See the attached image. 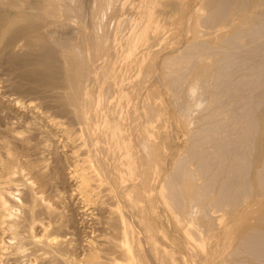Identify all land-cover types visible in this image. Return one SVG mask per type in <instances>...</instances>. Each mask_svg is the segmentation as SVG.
Masks as SVG:
<instances>
[{"label": "bare ground", "instance_id": "obj_1", "mask_svg": "<svg viewBox=\"0 0 264 264\" xmlns=\"http://www.w3.org/2000/svg\"><path fill=\"white\" fill-rule=\"evenodd\" d=\"M158 2L159 0H36L32 7L35 11H29L31 15L28 18H24V12H18L21 20L15 23L10 21L12 24L4 21V23L0 22V60L7 57V60L12 58L17 63H23V67H27L24 65L27 64L28 69L25 72L23 70L25 74L23 72L22 74L28 76L27 78L34 81L35 85L41 87V89L38 88L40 93L38 94L43 100L47 98L50 109L56 108L55 111H52L54 113H45L42 112L43 109L39 111L42 105L37 110L36 106L27 103L22 105L24 107L20 110L31 111L34 114L32 117L38 118V121L33 118L35 121L31 122V116L29 117L31 118L30 121L25 117L24 120L22 117L24 114L19 110L16 113L20 116H15V114L9 118L10 120L8 117L4 120L0 118V264H23L24 261H29L31 264H79L78 259L75 257V252L78 249L77 242H74L75 239L70 237L71 232L69 233L66 230V227L70 224H67L66 215L64 214V208L66 207H64V203L66 202L62 200V193H56L59 189L53 188L57 191H54L51 197L48 193L49 190H52L50 186L55 187L57 184L52 186L54 173L52 177L50 174L54 168L49 167L51 163L47 161L48 156L46 155H52L58 153V151L62 157L57 159H60V163H62L58 167L66 166V176L72 185L71 191L73 192L71 194L77 196L83 209L98 208L106 213H102L108 217V220H104V223L110 222L118 230V233H115L117 231L113 233L116 237L110 232L108 233L107 230L105 233L99 234L100 229H97L99 232L95 229L98 235H102L96 237V242L90 239H87V243L85 242L88 250L93 252V254L89 253L90 256L84 259L85 264H139L136 256L139 254L138 247L140 244L139 238L135 237L134 230L140 229L141 224H137L139 227L136 226V229H134L135 226L133 225L135 224L132 225L130 216L127 215L130 218L127 221L123 215L126 213L125 210L124 213L121 212L120 206L114 207V204L111 203V205L108 200L115 197L116 200L121 199L122 202L124 201L123 203L133 202V194L138 190L136 184L138 182L135 183L134 179H139L140 175H142L144 184H146L147 179V184L152 183H149L150 178L148 176L145 181L143 170H139L138 159L140 157L139 154H135L134 149L136 148L132 144V134L135 131L131 129L133 124L130 126V121H135L136 124L138 119L143 117V121L140 122L139 120L138 122V126L140 125L141 128V130L139 128L140 134L143 136L140 135L139 140L142 141L143 146L139 145V141L138 145L140 148L144 147L143 151L147 149L146 154L149 155H146L147 158L152 153L153 159L147 160L150 161V169L153 168L151 172H157L158 165L155 160L157 151V143L155 142L157 140L153 141V133L156 130L153 128L154 131L152 132L149 125L159 114L154 111L152 105L144 106L142 103L145 102H140L143 106L131 104V102H138L134 100V96L136 95L135 99H137L139 88L138 86V89L133 87L135 92L132 87L130 89L132 91L128 89L130 88L128 86L130 80H126L129 76H126L123 70L125 69V62L133 55L136 48L135 43L143 38V32L150 22V17L154 11L151 14L149 10ZM251 2L261 4L264 7V0H200L201 9L205 10L202 15L201 11L197 13V15H201L197 16L201 23L198 28L200 29L205 25L201 34L202 32L206 34L203 29L208 33L209 29L206 30V27L213 29L218 23H220L218 24L220 27L222 22L225 26L224 21L229 17L231 9L235 8L237 14L243 10L245 13V7L250 8ZM252 3L251 5L254 6ZM128 5H131V8L133 7L136 11L129 16L130 18L128 17L129 19L127 18L128 22L125 20L127 22L125 25L123 23L124 19L118 16L125 11ZM262 6L256 7L260 8ZM234 18L232 17V19ZM112 19L115 21H111ZM189 19L191 20V18ZM190 20L188 21L190 22ZM230 20L231 18H229L227 26L234 24ZM239 21L240 19L237 22L235 20L234 26H230L232 28L229 27L228 30L224 27H220L221 30L219 27L218 30L216 28V32L222 31V28L223 31L226 30L224 33L222 32L221 38H219L221 32L217 33L218 36L216 37L219 38L217 44H215L216 37H213L214 43H212L211 38L206 37L210 33L205 35L206 38H204V35L198 32L196 26L198 30L196 32L198 33L197 37L199 38L201 35L202 38L188 42L181 52L178 51V53L171 55L169 61H167L168 64L165 65L167 66V70L164 68L167 72L165 79L167 82L164 84H169L170 86L166 85V87H170L169 89L176 94L184 91V95L181 96L182 105H180V108L184 114L191 111L195 126L191 130L189 129L190 141L186 147V154L181 159H177V163L173 165L171 171L164 174V178L160 176L164 182H161L162 178H158L160 180L158 181L163 185L160 184V189L157 192L160 196L157 197L160 199L156 196L155 198L163 200L168 211L176 214V217L173 215L175 221L180 219V215L186 216L188 205L195 203L202 217L197 220L196 215H190L191 217L188 219L190 225H188V231H186L195 236L196 234L200 235L201 232L198 226L207 227L209 231V226L212 225L210 221L212 220L209 219L210 221L205 222L207 223L205 224L201 219L206 216L210 217V213L213 214L216 210L218 212L219 210H225L224 212L227 213L232 212L233 215L241 213L240 216L238 214V223L235 222L232 225V227L236 225L233 230L230 227L231 225L228 228L225 227L229 232H233L231 236L232 234L236 235L239 230L237 234L240 237L234 242L236 244L229 251L230 253L227 252L229 253L228 257L232 256V259L223 264H264V202L262 201L264 196V9ZM110 22L115 23L113 27ZM109 23L111 24L110 27ZM187 25L189 26L188 22ZM123 27L126 29L125 31H123ZM68 28L75 29V34L68 31L72 33L69 38L67 37L68 39L66 38L68 42L66 44L64 42V48L56 47L55 44L60 46L62 40L59 41L61 36L59 35L60 37L56 38L55 34L62 32L66 34L67 32L63 30H69ZM192 28L194 29V26ZM127 29L129 32H127ZM17 49H24L29 57L25 55H23L24 58L21 57L23 52L21 53ZM16 50L21 53L20 58ZM58 54L59 56L65 55L66 61L76 66L75 70L71 71L72 73L65 66L66 70L69 69V71L66 72L65 68L62 69L64 71L63 77H65L64 84L54 85L47 79V76L45 77L46 65H43V61L56 57ZM209 55L210 57L213 56V59L209 60L208 58L209 61L205 64L203 60ZM166 59L168 60V58ZM66 61H63V64H69ZM59 63V65H62L61 62ZM190 74L193 76V81L187 80ZM163 75H166L165 71ZM164 78L160 80L162 81ZM165 80L163 81L165 82ZM186 81L187 85L190 83L188 87L185 85ZM127 83L128 87L126 86ZM134 86L136 85L134 84ZM1 87L0 89H2ZM185 87L187 90H183ZM32 88L34 89V86ZM196 90H200L198 92L201 93L197 102L200 105L204 104L201 111L194 110L189 103V100L194 97L192 95L196 94ZM185 91L187 92L185 93ZM139 98L141 100V97ZM32 103H35V101H32ZM17 104L19 103L17 102ZM17 104L15 105L16 108ZM48 105L46 108H48ZM59 117L75 120L76 123L74 124H77V127L73 123L71 127L68 125L67 122L70 119L66 124V120H61ZM28 125L31 127H28ZM21 126L28 127L27 132L25 131L26 134L23 133V130H19L18 127ZM32 127L39 134L44 132L45 127L48 128V130L45 129L47 133L44 132L46 135L43 133L42 140L39 142L33 141L37 137H32L34 132L31 135L32 132L29 130L31 128L34 131ZM52 133L59 137L62 144L59 145L58 139H48ZM157 134H155V137ZM48 135L50 136L47 137ZM150 135L153 136H151L152 139ZM43 136H46L45 139ZM138 150H140L138 153L142 152L139 147ZM144 153L140 155H145ZM53 157L51 156L52 159ZM141 162L140 166H142ZM56 163L53 166L58 165ZM49 168H51V173L48 172ZM57 171L54 170L55 173ZM62 173L64 172L62 171ZM61 178L65 179V176ZM155 183L156 181H154ZM61 186L64 185L61 184ZM158 187L154 189L156 190ZM68 194L67 196H70ZM244 202H252L255 206L251 204L252 206L243 209L250 204L242 206ZM79 203L77 202V204ZM190 207L191 210H195L192 209V205ZM196 211L198 210L196 209ZM189 212L188 214H190ZM68 213L72 216L69 211ZM140 214H142V210ZM94 215L97 216V213ZM213 215L215 216V213ZM213 215H211V219L214 218ZM79 216L81 215L79 214ZM182 216L181 218H183ZM142 217V215L138 217L140 218L139 223L144 222ZM249 217L254 218L257 223L250 224L248 222L244 224L246 222L244 219ZM186 218H183L182 221H186ZM225 219L227 220V218ZM241 220L243 221L240 222ZM75 221H78V219L73 222ZM100 221L103 223L102 217ZM80 222L79 224H82ZM72 224L74 223H71V226H73ZM97 224L99 223L97 222ZM214 226L216 227L215 224L212 227ZM88 230L90 229H87L88 235H91L92 233L90 234ZM201 230L204 231V229ZM93 232L95 235V231ZM68 233L70 235H67ZM143 235L142 237L145 236ZM89 237L92 238V236ZM197 238L199 239V236ZM230 239L228 241L225 239L227 242L225 246L230 244ZM154 242L156 243V241ZM208 242L203 236L201 242L197 243L196 246H203L202 249H204ZM83 243L82 245H84ZM155 243L153 248L156 249L158 245L156 246ZM104 246L109 251L108 255H96L97 252L95 253V251L104 250ZM173 254L171 253V255ZM215 261L217 260L215 259ZM140 264L142 263L140 262Z\"/></svg>", "mask_w": 264, "mask_h": 264}, {"label": "rangeland", "instance_id": "obj_2", "mask_svg": "<svg viewBox=\"0 0 264 264\" xmlns=\"http://www.w3.org/2000/svg\"><path fill=\"white\" fill-rule=\"evenodd\" d=\"M35 1L36 0H30V3H29V0L27 1V0H0V17H3V18H1L0 20V22H2V23H4V22H7L8 24L9 23H11V22H17V21H19V20H21V18L19 17V14H18V12H24L25 13V16H24V18L26 19V17L28 18V16H30L31 15V13L29 12V11H35V9L34 8H32L34 5H33V3H35ZM137 1V0H136ZM163 3H162V2ZM159 0V2L156 4V5H154V6H152V8H151V10H149V12L152 14V12H153V14H152V16L150 17V22L147 24V26H146V28H145V30H144V32H143V35H142V37L143 38H141L137 43H135V46H136V48L134 49V52H133V55H131V57H129V59L125 62L126 64H125V69L123 70V72H124V74H126V76H129L128 77V79L126 80V81H129L130 80V82H131V84H133V85H131L130 84V82H128L129 83V85H128V83L126 84V86L128 85V86H130V88H128L129 90L131 89V87L133 88V87H135V88H137V86H138V93H139V95H138V97H137V99H135V94H134V92H135V88H133L132 90L134 91L133 92V94L135 95H133L134 96V100L137 102V103H132L131 102V104H133L134 106H135V104H138V105H141L140 104V102H145V103H142L144 106L145 105H152V108L154 109V111H156L159 115L157 116V117H159V118H157V117H155L156 119H154L153 120V124L151 123L149 126H150V128H152V132L154 131V129L153 128H155V130L157 131V133H156V131H154V137L152 136V135H150V138H151V136L153 137V141L154 140H157L155 143H157V151H156V156H155V160H156V163H157V168H156V170H157V172L155 173V172H151V171H153L152 169L153 168H151L150 169V159L152 158L153 159V157H152V153L150 154L151 156L150 157H148L147 158V156H149V155H147L146 154V152H148V151H146L147 149H144V151L142 150L143 148H140V146H143L142 145V141L141 140H139V138H140V135L142 136V134H140V130H141V128H140V125L138 126V122H139V120H140V122L141 121H143V117H141L140 119H138V122H136V124H135V121H130L129 122V124H130V126L133 124V127H131V129L132 130H134L135 132H134V134H132V144H133V147L134 148H136V149H134L135 151V154H139L138 156L140 157V158H142V159H140L139 157V159H138V161H139V163H138V166H139V170H143V176L145 177V181H146V179H147V176H148V178H150V182L149 183H153V185H152V183L151 184H147L148 183V179H147V182H146V184H144V181H142V175H140L141 177L139 178L138 176V178L139 179H141V180H139V179H134V182L136 183V182H138V183H136L137 184V187H138V192L136 191V193H138V194H136V193H134L133 194V202H128V203H123L122 201H121V199H118V200H116L117 198H115V197H113V199H110V200H108L109 202H110V204L112 203V204H114L113 206L114 207H118V206H120V211L121 212H123L124 213V210H125V212L126 213H124L123 215H124V217H125V219L127 220H130V218H131V221H132V225L133 224H135V225H133V226H135V228L134 229H136V226H137V224H141V226H140V229L138 228V230H141V231H138L137 229L136 230H134L135 231V237L136 238H139V244H140V246L138 247L139 248V254H137V256H136V260H137V262L140 264V262L142 263V264H223L224 262L225 263H227V261H229V260H231L232 258V256L231 257H228L229 256V251L233 248V246H235V244L236 243H234V242H236V240L240 237V235L238 236V234H237V232H239V230L236 232V235L235 234H232V236H231V233H233V232H229V230L227 229L226 230V228H228L230 225V227L232 228V230H233V227H235V226H233L232 227V225H234L235 224V222H237L238 223V220H239V217H238V214H232V212L230 213V212H224L225 210H223V211H221V210H219V212L217 211H215L214 213H215V216L213 215V214H211V215H213L214 216V218L213 219H211V215L209 214V216L210 217H208V216H206L207 217V219H206V217H203L202 219H201V221L203 222L204 221V223L205 222H209L210 220H212V221H210L211 223H212V225H210L209 227V231H210V229H211V231L209 232L208 231V228L207 227H201V226H198V227H200L199 228V231H201L199 234L200 235H198V234H196V236L195 235H193V234H191V233H187L186 231H188L187 229H188V225H190V221H188V219H190V217L191 216H195L196 215V219L198 220L200 217H202L201 215L202 214H200L199 212V208L197 207V205L195 204V203H190V205H188V208H187V213H186V216L184 215V216H182V215H180V219L178 220H176L175 221V217H176V214L175 213H171L170 211H168V208H166L167 206H166V204H164L165 202H163V200H159L160 198V196L157 194V192H158V190L160 189V184H162L163 185V183H161V182H164L163 181V178H164V174H166L167 172H169V171H171L172 170V167H173V165H175V163H177V159L178 158H182L183 157V155H185L186 153V147L189 145V141H190V139H189V129L191 130L194 126H195V123H194V119H193V117H192V114H191V111L190 112H186L185 114H184V112L181 110V108H180V105H182V102H181V96L182 95H184V91L183 90H187V88L185 87L182 91V93H180L179 92V94H178V96H177V94L176 93H174V92H172V90H170L169 88H168V86L166 87V85H169V84H164V83H166L167 81L165 80L166 79V77H167V72H166V70H167V66H165V65H167L168 63H167V61H169V59H170V56L171 55H174V54H176V52L178 53V51L179 52H181V50H182V48H184V45H186L188 42H190V41H193V40H197V39H200V37H201V35L203 34V32H202V34H201V31H202V28H204L205 27V25H204V27H202V28H198V27H200V25H201V23L199 22V20H198V18H197V16H201L202 14H203V12L205 11V10H203V9H201V5H200V0ZM178 3H177V2ZM175 3H177L176 5H175ZM252 3V2H251ZM251 3H250V8H248V6L247 7H245V13L243 14L242 12H238V14L236 13V9L234 10V9H231V13H229V17L224 21L226 24H225V26H223V22H222V26L220 25V27H224L225 29H227L228 30V28L230 27V26H234V24L240 19V21L241 20H243L244 19V17H247V16H249V15H254V14H256L257 12H260V11H263V9H264V7L261 5V4H255V3H252V4H254V6L253 5H251ZM22 4V5H21ZM160 4V5H159ZM162 4V5H161ZM19 5V6H18ZM262 6V7H256V6ZM255 7L256 9L254 10V8L253 7ZM5 7V8H4ZM129 7V8H128ZM128 10H127V8L125 9V11L124 12H122V14L121 15H119L118 17H120V18H123L124 19V21H123V23L126 25V23L128 22V19L130 18L129 16H131L135 11H136V9H134L133 7V9L131 8V5L129 6L128 5ZM157 7V8H156ZM2 8V9H1ZM17 8V9H16ZM154 8H156V9H154ZM248 8V9H247ZM253 8V9H252ZM258 8V9H257ZM132 9V10H131ZM247 9V10H246ZM262 9V10H261ZM4 10V11H3ZM10 10V11H9ZM24 10V11H23ZM26 10V11H25ZM160 10V11H159ZM8 12V13H6V12ZM131 11H133V12H131ZM162 11V12H161ZM202 12L201 13V15H197V13H199V12ZM234 11H235V13H234ZM252 11H257L256 13L255 12H253L252 13ZM10 12H13V13H15V14H13V13H10ZM130 12V13H129ZM232 13H234V14H232ZM129 14V15H128ZM235 14H237V15H235ZM239 14H243V15H239ZM247 16H246V15ZM17 17H16V16ZM234 18V16H235V18L234 19H232V17ZM240 17H239V16ZM245 15V16H244ZM6 16V17H5ZM14 16V17H13ZM124 16H126V18H124ZM191 16V17H190ZM238 16V17H237ZM243 18H242V17ZM129 17V18H128ZM128 18V19H127ZM189 18H191V20L189 19ZM229 18H231V20L230 21H232L233 23H231V24H233V25H228L227 26V24H229ZM236 18H239L238 20L236 19ZM186 19V20H185ZM127 22H126V21ZM188 20H190V22L188 21ZM236 20V22H234V21ZM4 21V22H3ZM11 21V22H10ZM111 21H115V20H111ZM186 21V22H185ZM197 21V22H196ZM228 21V22H227ZM239 21V22H240ZM112 22V23H113ZM187 22H188V24H189V26L187 25ZM111 23V22H110ZM109 23V27L111 26V24ZM200 23V24H199ZM12 24V23H11ZM115 24V23H114ZM114 24H112V27L114 26ZM123 24V25H124ZM218 24H220V23H218ZM218 24H216V26H214L215 28H209V27H206L205 29L206 30H208V33H210V35L207 33V31H205L204 29H203V31H204V33L206 32V34H203L204 36V38H206V37H208V38H211V41H212V43H214L213 41H214V38L213 37H216V36H218V34L217 33H220L219 35V38H221V34H222V32L224 33L225 31H223V28H222V31H220L221 30V28L219 27V25ZM125 25H124V27H125ZM203 25V24H202ZM121 26H122V23H121ZM194 26V29L192 28ZM196 26H197V28H198V30H197V28H196ZM123 27V28H124ZM220 28V32L218 31V32H216L219 28ZM216 28H217V30H216ZM230 28H232V27H230ZM229 28V29H230ZM69 29V28H68ZM110 29H112V28H110ZM211 29H212V31H211ZM123 29L121 28V31H122ZM126 29L124 28V30L123 31H125ZM63 31H66L67 33L65 34L64 32H62V33H57V34H55L56 36V38H59L60 36L63 38H59V41H61V45L60 46H58L57 44H55L56 45V47H63L65 44H66V42H68V38H69V36L71 35V33L73 32L74 34H75V29H72V28H70L69 30H67V29H64ZM68 31H72V32H68ZM200 32V37L198 38L197 37V34L198 33H196V32ZM210 31V32H209ZM127 32H129V30L127 29ZM212 32V33H211ZM217 34H215V33ZM70 33V34H69ZM122 33V32H121ZM195 33V34H194ZM214 33V34H213ZM153 34V35H152ZM209 36H208V35ZM212 34V35H211ZM60 35V36H59ZM155 35V36H154ZM205 35H207L206 37H205ZM213 35H215V36H213ZM59 36V37H58ZM199 36V35H198ZM68 37V38H67ZM183 37H184V39H183ZM196 37V38H195ZM67 38V39H66ZM202 38V37H201ZM213 38V39H212ZM219 38L218 37H216L215 39H216V43L215 44H217V42H219ZM218 39V40H217ZM65 40V41H64ZM182 40V41H181ZM64 42H65V44H64ZM183 43V44H182ZM60 44V43H59ZM64 48V47H63ZM62 48V49H63ZM20 51L21 53L23 52V54H21L20 52H18V51ZM16 50V52H17V55L19 56V58H20V54H21V57L23 56V55H25V56H28L26 53H25V50L24 49H22V50H20V49H17ZM61 50V49H60ZM29 55H31V54H29ZM17 56V57H18ZM25 56H23V58L25 57ZM61 56V55H60ZM59 56V54L56 56V57H53V58H50V59H48L47 61H43V65H46V70H45V77L47 76V79L49 80V81H51L54 85L55 84H58V85H61V84H64L63 83V81L65 80V77H63V73H64V71L62 70V69H64L65 68V66L67 67V68H69L70 69V72L73 70H75V66L76 65H71L72 63H70V62H68V61H66V57H64L65 55H63V56H61L60 57ZM29 57V56H28ZM59 57H60V59H59ZM64 57V58H63ZM213 56H211L210 57V55H209V57H207L206 59L204 58V63L206 64L207 63V61H209V60H212L213 58H212ZM165 60H164V59ZM166 58H168V60L166 59ZM208 58H209V60H208ZM211 58V59H210ZM10 59H12V58H10ZM9 58H8V60H7V57H3L1 60H3V61H1L0 60V86H2L1 88L2 89H0V118L2 119V120H4V119H7V117H8V119L10 118V117H13L15 114V116H20V115H17V113H16V111H20L21 113H23L24 114V116H22L23 117V119H24V117H25V119H27V120H29L30 121V119H31V122H33V121H38V118H36V117H32V116H34V114L33 113H31V111H26L25 112V110H20V108H23L24 106H22V105H24V104H27V103H30L31 105L33 104L34 106H36L37 107V110H38V108H39V106L40 105H42V106H40V108H39V111H41L42 109V112H49V113H54V112H52V111H55L56 110V108H51L50 109V106L48 105V103H47V98H46V100H43V98L41 99V97H40V93L38 92V88L39 89H41V87H39V86H37V85H35L34 84V81H31V79L30 78H27L28 76H24L23 74H25L24 72H25V70H27L28 69V65L27 64H24V65H26L27 67H23L22 65H23V63H20V62H15L13 59L12 60H10ZM58 59V60H57ZM62 59H64V60H62ZM60 60H62V61H60ZM14 61V62H13ZM63 61L65 62H67V63H69V64H63ZM165 61V62H164ZM206 61V62H205ZM13 62V63H12ZM59 62H61V64L62 65H59L60 63ZM11 63V64H10ZM53 63V64H52ZM55 63V64H54ZM6 64V65H5ZM10 64V65H9ZM15 64V65H14ZM17 64H19V65H17ZM73 64H75V63H73ZM209 64V63H208ZM3 65V66H2ZM40 65V64H39ZM69 67H68V66ZM164 65V66H163ZM2 66V67H1ZM4 66H5V68H4ZM7 66V67H6ZM10 66V67H9ZM21 66V67H20ZM64 66V67H63ZM72 66V67H71ZM15 67V68H14ZM58 67V68H57ZM74 67V68H73ZM10 68V69H9ZM59 68H61V69H59ZM166 70H165V69ZM12 69V70H11ZM69 69L68 70H66V68L64 69V70H66V72L67 71H69ZM165 71V73H166V75H163V73H164V71ZM14 70V71H13ZM23 70H24V72H23ZM161 70H162V72H161ZM13 71V72H12ZM9 72V73H8ZM22 72H23V74H22ZM157 72H160V73H157ZM6 73V74H5ZM72 73V72H71ZM23 75V76H22ZM137 75H139V76H137ZM141 75V76H140ZM143 75V76H142ZM159 75H160V77H159ZM191 75V74H190ZM190 75L187 77L188 79L187 80H191V81H193V76L191 75V77H190ZM238 75V74H237ZM6 77V78H5ZM165 77V78H164ZM161 78H164V79H162V81L160 80ZM138 79V80H137ZM142 79V80H141ZM158 79H159V81H158ZM163 80H165V82L163 81ZM167 80H168V78H167ZM3 81V82H2ZM138 81V82H137ZM5 82H6V84H5ZM8 82V83H7ZM33 82V83H32ZM137 82V83H136ZM140 82V83H139ZM13 83V84H12ZM134 84L136 85V86H134ZM143 84V85H142ZM189 84L190 83H188V85H187V81L185 82V85H187V87L189 86ZM8 85V86H7ZM10 85H11V87H10ZM34 86V89L32 88ZM127 86V87H128ZM144 86V87H143ZM170 86V85H169ZM6 89H5V88ZM10 88H11V90H10ZM21 88V89H20ZM32 89V90H31ZM141 89V90H140ZM199 89V88H198ZM28 90V91H27ZM63 90V89H62ZM132 90H130V91H132ZM197 91V90H196ZM198 91H200V90H198ZM197 91V92H198ZM17 92V93H16ZM146 92H148V93H146ZM150 92V93H149ZM171 92V93H170ZM187 91H185V93H186ZM196 92V94H194V95H192V97L193 98H191L190 100H189V103H190V105H191V107L195 110H197V111H201L202 109H203V105H200L197 101H198V99H199V95H201V93L200 92H198L197 93ZM8 93V94H7ZM29 93V94H28ZM39 93V94H38ZM173 93V94H172ZM14 94H15V96H14ZM25 94V95H24ZM26 94H28V95H26ZM34 94H36V95H34ZM38 94V95H37ZM176 94V95H175ZM181 94V95H180ZM3 95V96H2ZM7 95V96H6ZM10 95V96H9ZM145 95V96H144ZM149 95H151V96H149ZM13 96V97H12ZM32 96V97H31ZM177 96V97H176ZM4 97V98H3ZM9 97V98H8ZM11 97V98H10ZM14 97H16V98H14ZM30 97V98H29ZM139 97H141V100H140V98ZM37 99V100H34V99ZM142 98H143V101H142ZM146 98V99H145ZM9 99V100H8ZM13 99H15V100H13ZM29 99V100H28ZM144 99H145V101H144ZM149 101H148V100ZM31 100V101H30ZM4 101V102H3ZM9 101V102H8ZM26 101V102H25ZM32 101L34 102L35 101V103H32ZM147 101H148V103H147ZM17 102L21 105V107H20V105L19 104H17ZM21 102H22V104H21ZM44 102V103H43ZM11 103V104H10ZM47 103V104H46ZM2 104V105H1ZM17 104V108H16V105ZM38 104V105H37ZM44 104H46V105H44ZM32 105V106H33ZM48 105V108L51 110V112H50V110L48 109V108H46V106ZM143 105H141V106H143ZM14 106H15V109H14ZM41 107H43V108H41ZM5 108V109H4ZM19 108V109H18ZM9 109H11V110H9ZM45 109V110H44ZM53 109V110H52ZM55 109V110H54ZM3 110V111H2ZM47 110V111H46ZM15 111V112H14ZM25 113H24V112ZM2 112V113H1ZM8 112V113H7ZM7 113V114H6ZM12 113V114H11ZM11 114V115H10ZM28 114H29V116H28ZM31 114V115H30ZM3 116H5L4 118H2ZM28 118H27V117ZM31 116V118H29ZM33 118L35 119V120H33ZM61 118V120H63L64 119V121H65V123L70 119V118H63V117H59V119ZM147 118V117H146ZM24 119V120H25ZM10 120V119H9ZM70 121H72L71 123H70ZM70 121L69 122H67L68 123V125H70V127L74 124V123H76L75 122V120H73V119H70ZM159 121V122H158ZM158 122V123H157ZM66 123V124H67ZM73 123V124H72ZM155 124V125H154ZM67 125V126H68ZM76 125V127H77V124H74V126ZM136 127H135V126ZM154 125V126H156V127H152V126ZM28 127H31L30 125H28ZM28 127H24V126H21V127H18L19 128V130L20 131H22L23 130V133H25L26 134V130L28 129ZM69 127V126H68ZM136 129H135V128ZM33 128V127H32ZM73 129L75 128V127H72ZM138 128V129H137ZM139 128H140V130H139ZM34 129V128H33ZM45 129L46 130H48V128L47 127H45ZM45 129L43 130L45 133H47V131H45ZM76 129V128H75ZM29 130H31V135L33 134V132H34V135L32 136V137H37V138H34V140L33 141H40V140H42V135H44L43 133H40L41 134V136H40V134L38 133V132H35V129H34V131H32V129L31 128H29ZM131 130V131H132ZM26 131V132H25ZM137 131V132H136ZM35 133H36V135H35ZM132 133H133V131H132ZM137 133V134H136ZM39 134V135H38ZM53 134V133H52ZM51 134V136L50 135H48L47 137H49L50 136V138H48V139H51V138H55L56 140L58 139L59 140V137L57 136V135H52ZM136 134V136H134ZM155 134H157L156 135V137H155ZM46 135V134H45ZM159 135V136H158ZM39 137V138H38ZM45 137L46 136H43V138L45 139ZM138 139H136V138ZM143 137V136H142ZM141 137V139H143ZM158 137V138H157ZM37 139V140H36ZM39 139V140H38ZM47 139V138H46ZM136 139V140H135ZM152 139V138H151ZM189 139V140H188ZM188 140V141H187ZM134 141H136V142H134ZM138 141H139V145H138ZM141 141V142H140ZM134 143H136V144H134ZM141 143V144H140ZM52 144V143H51ZM55 144V143H54ZM60 144H62V142H61V140H59V145ZM134 145H136V146H138L139 147V149H141L142 150V152L145 154V155H140V154H143L142 152H140V153H138V151H140V150H138V147H135ZM172 145V146H171ZM51 147H52V145H51ZM165 147V148H164ZM158 152V153H157ZM60 152L58 151V153L56 152V153H53L52 155H50V154H48V155H46V156H48V158H49V155H50V158H51V156L53 157L54 155L56 156V161H55V156L53 157V159L51 158H47V161H49L48 162V164H50L49 165V167H51L52 166V169L53 170H51V168H49V170H48V172H50L51 173V171H53L51 174H50V176L52 177V174H53V176H54V180H53V183H52V186H54V185H56L55 187H51L50 186V189L52 188V190H49L50 192H48L49 193V196L51 197L53 194V192L55 191H57V190H55V189H59L56 193H58L59 192V194L60 193H62V200H63V202L65 201L66 203H64V214L66 215V219H67V224L68 223H70V224H68V226L66 227L67 229V232H71V236L70 237H72L73 239H75V240H73L74 242L76 241L77 242V245H78V249H77V254H76V252H75V257L78 259V262H79V264H85V261H84V259H86L88 256H90L89 255V253H91V254H93V252L92 251H90V250H88V248H87V246H86V243H87V239H90V240H95V242H96V237L97 236H101L103 233H105L106 232V230H107V232L109 233L110 232V234H112V235H115V234H113L115 231H117V232H115V233H118V230H117V228L115 229L114 227H113V225L110 223H107L106 222V224L104 223V220L105 221H107L108 220V217L106 216V215H103V214H106V213H104L102 210H99L98 208H95V209H91V210H88V209H83L82 207H81V203H79V201H78V199H77V196H73L72 194H71V192H73V191H71L72 189H71V182L70 181H68V178H67V176H66V171H67V169H66V166H60V167H58L60 164L62 165V163H60L61 162V153L59 154ZM58 154V155H57ZM157 154H158V157H157ZM147 155V156H146ZM142 156V157H141ZM143 156H144V161H146V162H144L143 161ZM160 156V157H159ZM60 157V159L59 160H57L58 158ZM146 157V158H145ZM147 159H149V160H147ZM52 160V161H51ZM58 161V162H57ZM142 161V162H141ZM147 161H148V163H147ZM159 161H161V162H159ZM167 161V162H166ZM53 162V163H52ZM57 162V163H56ZM140 162L142 163V166H140L141 164H140ZM58 164V165H54L53 166V164ZM144 163V164H143ZM165 163V164H164ZM146 164H147V166H146ZM150 166V167H149ZM57 167V168H56ZM159 167V168H158ZM61 168H62V171L65 173V175H64V173H62V171H61ZM141 168V169H140ZM142 168H144V169H142ZM58 171H57V170ZM60 169V170H59ZM147 169V170H146ZM149 169V170H148ZM158 169H160V170H158ZM51 170V171H50ZM54 170L55 171H57L56 173L54 172ZM165 170V171H164ZM168 170V171H167ZM59 171H61V172H59ZM147 173H148V175H147ZM150 173V174H149ZM152 173H154L153 174V176H152ZM59 174V175H58ZM60 174H63V175H60ZM151 175V176H150ZM157 175V176H156ZM57 178H59V179H61V180H59V179H57ZM63 176H65V179L63 180L61 177ZM150 176V177H149ZM157 178H156V177ZM159 176V177H158ZM160 176H162L161 178H162V181L161 182H159L160 180L158 179V178H160ZM136 177V178H137ZM152 177H154V178H152ZM152 178V179H151ZM160 178V179H161ZM157 179V180H156ZM63 180V181H62ZM139 180V181H138ZM156 181V186H155V184H154V181ZM159 180V181H158ZM200 180H201V178L198 180L199 182H200ZM65 181V182H64ZM141 181V182H140ZM159 182V184H158V182ZM56 182V183H55ZM61 182V184L62 185H64V186H61V184H59ZM63 182V183H62ZM66 183V184H65ZM70 183V184H69ZM139 185V186H138ZM145 185V186H144ZM148 185V186H147ZM68 186V187H67ZM150 186V187H149ZM152 186V187H151ZM155 186V187H154ZM159 186V187H158ZM59 187V188H58ZM60 187H61V190H60ZM64 187V188H63ZM145 187V188H144ZM157 188L158 187V189H154V188ZM53 188H55L54 190H53ZM70 188V189H69ZM143 188V189H142ZM146 188H147V190H146ZM153 189V190H150V189ZM64 191H63V190ZM66 189H68V190H66ZM70 190V192H68ZM150 192H149V191ZM62 191V192H61ZM152 191V192H151ZM156 193H155V192ZM65 192H66V194H65ZM64 193V194H63ZM70 194V196H67V194ZM68 194V195H69ZM141 194V195H140ZM137 195V196H136ZM139 195V196H138ZM63 196H65V197H63ZM71 196H73L72 198H71ZM155 196L157 197V196H159V197H157V198H159V199H157V198H155ZM70 197V198H69ZM139 198V199H138ZM263 199V200H262ZM262 201L264 202V196L262 197ZM120 200V201H119ZM140 200V201H139ZM144 200V201H143ZM69 201V202H68ZM71 201V202H70ZM115 203H114V202ZM118 201V202H117ZM77 202L79 203V204H77ZM108 202V203H109ZM122 202V203H121ZM137 202H139V204H137ZM147 203V204H145V203ZM73 203H74V205H73ZM75 203H76V205H75ZM246 203V204H245ZM250 202H244L243 203V205L242 206H244V205H247V204H249ZM111 204V205H112ZM117 204V205H116ZM119 204V205H118ZM125 204V205H124ZM127 204V205H126ZM142 204H143V206H142ZM255 206L254 205V203H250L249 204V206H246V207H244L243 209H247L248 207H250V206ZM255 204H256V202H255ZM259 204V203H258ZM70 206V207H68V206ZM122 205H123V207H122ZM129 205V206H128ZM139 205V206H138ZM148 205H150V206H148ZM193 206L192 207V209H195V210H191V207L190 206ZM196 205V207L194 208V206ZM81 208H80V207ZM147 206V207H146ZM166 206V207H165ZM241 206V207H242ZM259 206V205H258ZM140 207H141V210H142V214H140L141 213V210H140ZM67 208V209H66ZM73 208H76V209H72ZM127 208H129V209H127ZM137 208V209H136ZM138 208H139V210H138ZM145 208V209H144ZM66 209V210H65ZM70 209V210H69ZM78 209V210H77ZM82 211H81V210ZM121 209H123V210H121ZM127 209V210H126ZM196 209L198 210V211H196ZM72 210V211H71ZM76 210V211H75ZM86 212H85V211ZM189 210H191V212H189ZM67 211V212H66ZM68 211L70 212V214H72V216L71 215H69V213H68ZM79 211V212H78ZM80 211H81V213H80ZM85 213H84V212ZM88 211H89V213H88ZM93 211H95V212H93ZM97 211V212H96ZM100 211V212H99ZM194 211H196V212H194ZM221 211V212H220ZM67 214H66V213ZM188 212L190 213V214H188ZM198 212V214H196ZM223 212V213H222ZM73 213L76 215H74L73 216ZM82 216H84V217H81V216H79V214ZM88 213V215L86 216V214ZM91 213H94V214H96L97 213V216L96 215H94V214H91ZM100 213V214H99ZM103 213V214H102ZM89 214H90V217H89ZM100 216H99V215ZM172 214V215H171ZM230 214V215H229ZM241 214V213H240ZM240 214H239V216H240ZM93 217H92V216ZM103 215V216H102ZM127 215H129L130 216V218H128V216ZM142 215L143 217L142 218H144V222L143 223H139L140 221V218H138V217H140V216ZM175 217H174V216ZM187 215H188V217H187ZM191 215V216H190ZM197 215H198V217H197ZM226 215V216H225ZM79 216V217H78ZM97 218H96V217ZM105 216V217H104ZM138 216V217H137ZM181 216L183 217V218H186L187 220L185 221V220H183L182 221V219L183 218H181ZM69 217H71V218H69ZM72 217H73V219L75 220H77L78 219V221H75V222H73L74 220L72 219ZM75 217H77V218H75ZM87 217V218H86ZM95 217V219H93ZM101 217H102V222L103 223H101ZM136 217V218H135ZM230 217V218H229ZM99 218V219H98ZM105 218V219H104ZM133 218V219H132ZM225 218H227V220L225 219ZM237 218V219H236ZM72 219V220H71ZM83 219V220H82ZM86 221H85V220ZM90 219V220H89ZM97 219V220H96ZM107 219V220H106ZM191 219H193V218H191ZM210 219V220H209ZM216 219V220H215ZM225 219V220H224ZM89 220V221H88ZM93 220V221H92ZM127 220V221H128ZM213 220H214V222H213ZM244 220H246V222H244V224L245 223H250V224H253L254 222L255 223H257L256 221H255V219L254 218H252V217H249V218H246V219H244ZM69 221H71V222H69ZM81 221V222H80ZM84 221V222H83ZM99 223V224H101V225H99V224H97V222ZM178 221V222H177ZM180 221V222H179ZM188 221V222H187ZM243 220H241L240 222H242ZM79 222L80 223H82V224H79ZM89 222V223H88ZM96 222V223H95ZM216 222V223H215ZM71 223H74V224H72L73 226H71ZM95 225V227H93L94 225ZM129 223H130V221H129ZM183 223V224H182ZM189 223V224H188ZM222 223V224H221ZM254 223V224H255ZM90 224V225H89ZM97 224V225H96ZM131 224V223H130ZM144 224H145V226H144ZM205 224H207V223H205ZM213 224H215L216 225V227L214 226V227H212L213 226ZM74 225H77V226H75L74 227ZM89 225V226H88ZM106 225V226H105ZM112 225V226H111ZM143 225V226H142ZM238 225V224H237ZM85 226V227H84ZM88 228H87V227ZM205 226V225H204ZM73 227V228H72ZM77 227V228H76ZM81 227V228H80ZM101 227H104L105 228V230H103L104 228H101ZM109 227V228H108ZM137 227H139V226H137ZM153 227V228H152ZM226 227V228H225ZM70 228V229H69ZM94 230H93V229ZM107 228V229H106ZM143 228V229H142ZM206 228V229H205ZM83 231H81V230ZM84 229V230H83ZM85 229H86V232H85ZM87 229H90V230H88L89 231V233L91 234V235H88V232H87ZM97 229H100L98 232H99V234L100 233H102L101 235H98V232L96 231ZM108 229H109V231H108ZM151 229V231H153V232H151V231H149V230ZM201 229H204V231H202ZM213 229V230H212ZM230 229V228H229ZM69 230V231H68ZM74 230V231H73ZM77 230V231H76ZM79 230V231H78ZM206 230V231H205ZM231 230V229H230ZM93 231H95V235H94V232ZM223 231H225V232H223ZM228 231V232H227ZM73 232V233H72ZM75 232V233H74ZM81 232V233H80ZM97 232V233H96ZM139 232H141L140 233V235H139ZM157 232V233H156ZM203 232V233H202ZM208 232V233H207ZM212 232V233H211ZM241 232V231H240ZM67 234V235H70V234ZM202 233V234H201ZM229 233V234H228ZM72 234H74V235H72ZM76 234V235H75ZM97 234V235H96ZM145 236H144V235ZM205 234V235H204ZM206 234H207V236H206ZM209 234H211V235H209ZM227 236H226V235ZM82 235V236H81ZM142 235L144 236V237H142ZM230 237H229V236ZM89 236H92V238L91 237H89ZM116 236V235H115ZM141 236V237H140ZM159 236V237H158ZM197 236H199V239L197 238ZM204 236V238L206 239V242H208L205 246H204V249H202L203 248V246L201 247H197L196 246V244L197 243H200L201 242V238ZM208 237V238H206V237ZM80 239V241H79V239ZM117 237V236H116ZM152 237V239H150V238ZM201 237V238H200ZM226 237V238H225ZM84 238V239H83ZM94 238V239H93ZM155 238V239H154ZM226 239V241H228L230 238V241H229V245H227V246H225L226 245V241H225V239ZM229 238V239H228ZM143 239V240H142ZM144 239H145V241H144ZM149 239V240H148ZM154 239V240H153ZM85 240V241H84ZM146 240H148V241H146ZM150 240H152V241H150ZM84 243H83V242ZM154 241H156V243L154 242ZM78 242H80L81 244L79 245V243ZM86 242V243H85ZM82 243L86 246H84V245H82ZM154 243H155V245L157 246V248L155 249V248H153V245H154ZM105 244V243H104ZM224 244V245H223ZM145 245V246H144ZM147 245H148V247H147ZM83 246V247H82ZM156 246H154V247H156ZM161 246V247H160ZM222 246H223V248H222ZM76 247V246H75ZM207 247V248H206ZM224 247H226L225 249H224ZM231 247V248H230ZM87 248V249H86ZM106 247L104 246L103 247V249L104 250H102L101 249V251H99V250H97V251H95V253H96V255H108V253H109V251L107 250V249H105ZM164 250H163V249ZM193 248H194V250H193ZM230 248V249H229ZM80 249V250H79ZM81 249H82V251H81ZM166 249V250H165ZM222 249H223V251H222ZM85 250H87V251H85ZM155 250V251H154ZM170 250V251H169ZM172 250V251H171ZM199 250V251H198ZM85 253H84V252ZM89 251V252H88ZM147 251V252H146ZM157 251V252H156ZM159 251V252H158ZM167 251V252H166ZM192 251V252H191ZM80 252V253H79ZM88 252V253H87ZM153 252V253H152ZM227 252H229V253H227ZM79 253V254H78ZM83 253V254H82ZM99 253V254H98ZM158 253V254H157ZM164 253V254H163ZM171 253H174L173 255H171ZM193 253H195V254H193ZM220 253V254H219ZM222 253V254H221ZM85 254H86V257H85ZM155 254V255H154ZM77 255H79L78 257H77ZM81 255V256H80ZM95 255V254H94ZM153 255H154V257H153ZM158 255V256H157ZM162 255H164V256H162ZM84 256V257H83ZM172 257V259H171V257ZM202 256V257H201ZM219 256V257H218ZM80 257H81V259H80ZM83 257V258H82ZM162 257H163V259H162ZM155 258V259H154ZM164 258H165V260L167 261H165L164 260ZM218 258V259H217ZM224 258V259H223ZM83 259V260H82ZM150 259V260H149ZM158 259V260H157ZM171 259V260H170ZM174 259V260H173ZM215 259L217 260V261H215ZM226 259V260H225ZM79 260H81V261H79ZM142 260V261H141ZM151 260H152V263H151ZM160 260H161V262H160ZM240 260V259H239ZM158 261V262H157ZM164 261V262H163ZM177 261V262H176ZM25 262V263H24ZM23 262V264H31V262H29V261H24ZM81 262V263H80ZM163 262V263H162Z\"/></svg>", "mask_w": 264, "mask_h": 264}]
</instances>
